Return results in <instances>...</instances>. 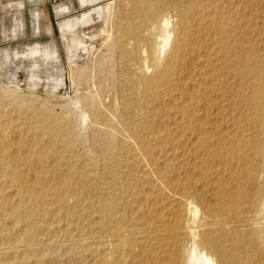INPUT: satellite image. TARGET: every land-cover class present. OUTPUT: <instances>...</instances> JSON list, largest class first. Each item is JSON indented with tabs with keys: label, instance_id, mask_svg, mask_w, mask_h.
Here are the masks:
<instances>
[{
	"label": "rangeland",
	"instance_id": "rangeland-1",
	"mask_svg": "<svg viewBox=\"0 0 264 264\" xmlns=\"http://www.w3.org/2000/svg\"><path fill=\"white\" fill-rule=\"evenodd\" d=\"M39 2L1 0L0 167L6 153L23 157L24 165L13 164L17 170L34 167L44 179L59 180L73 190L76 213L72 216L63 207L53 214L48 210L57 204L38 202V226H34L27 214L4 218L0 210V220L8 228L0 232V245L9 247L2 259L92 264L87 250L76 255L70 239L79 240L75 247L86 248L93 222L107 203L119 206L109 211L111 218L119 215L125 223H141L143 215L152 211V202L145 197L168 190L166 179L158 177L161 173L175 176L178 171L185 182L186 173L198 162L193 153L200 149L186 144L190 133L179 110L200 82L203 91L217 96L212 85L214 67L225 74L219 82L227 85L236 79L228 63L231 57L220 49L221 34L197 26L198 19L210 21L211 9L204 11L210 0H200L204 8L196 11L197 20L189 24L182 23L181 10L191 7L193 0H104L110 7L102 17L65 32L60 26L64 17L57 15L56 8L66 2L74 7L70 16H78L92 6H82L80 0ZM233 2L237 7L230 12L228 26L236 18L242 30L234 33L231 44L238 48L242 41H250L264 59V0ZM148 5H158L161 11L144 30L149 36L144 43L134 30L144 24L139 16ZM225 6L229 11L228 2ZM35 9L41 15L39 34L34 32ZM21 10L26 17L25 34L16 22ZM166 19L172 37L163 50L160 41L167 33ZM223 20H229L227 15ZM37 42L50 44L57 56L30 51L29 46ZM176 43L181 48L172 63L174 80L149 92L145 81L165 72ZM222 98L228 105V97ZM145 173L150 179L143 178ZM200 195L209 204L216 203L211 192L200 191ZM50 198L54 201V194ZM50 238L57 242L55 248L44 245Z\"/></svg>",
	"mask_w": 264,
	"mask_h": 264
},
{
	"label": "bare ground",
	"instance_id": "bare-ground-1",
	"mask_svg": "<svg viewBox=\"0 0 264 264\" xmlns=\"http://www.w3.org/2000/svg\"><path fill=\"white\" fill-rule=\"evenodd\" d=\"M193 1L191 7L181 10L183 24L197 20L196 11L204 8L200 0ZM226 2L230 5L227 12ZM80 3L92 8L78 16H70L74 7L66 2L56 8L57 15L64 17L60 21L64 32L93 23L110 7L104 0H80ZM236 7L233 0H210L204 8L206 12L211 9L210 21L198 19L199 29L221 34L220 49L231 57L228 63L236 81L227 85L219 82L225 74L214 67L212 85L219 95L212 98L203 91L200 82L179 110L186 118L184 124L190 133L186 136V144L200 149L193 153L198 162L186 173V181L179 178L178 171L173 173L175 176L161 173L158 177L166 179L168 190L160 191L150 199L145 197L148 203L152 202V211L144 214L146 217L138 224L125 223L119 215L111 218L109 211L119 206L117 203L105 204L100 217L93 222L86 248L75 247L79 240L70 239L69 244L77 256L87 250L92 264H264V59L256 54L246 37L238 48L231 44L234 33L242 30L236 18L228 26L232 19L230 12ZM160 11L158 5L143 9L139 17L144 18V24L134 30L139 40L147 41L149 36L144 30L150 28ZM32 14L34 32L39 34L40 11L35 9ZM226 15L229 20H223ZM215 16L221 20L217 21ZM16 22L25 34L27 24L23 10ZM164 24L167 33L160 41L163 50L172 37L168 31L170 21L166 19ZM33 45L29 46L32 52L57 56L50 44L37 42ZM180 48L176 43V53L167 62L162 75L145 81L149 92L154 93L161 83H172V63L180 56ZM198 74L203 73L199 71ZM224 95L229 99L228 105L223 104ZM227 116L230 119L224 121ZM5 159L0 167V210L4 218L27 214L31 217L30 224L38 226L35 207L38 202L57 204V208L48 210L53 214L63 207H67L72 216L76 213L75 193L71 188L59 180L44 179L34 167L17 170L13 164L24 165L26 160L14 153H6ZM143 178L150 179L149 173ZM200 191L211 192L216 203L211 205L203 200ZM53 194L54 201H50ZM244 228L246 233L240 234V229ZM7 230L0 220V232ZM44 245L48 249L55 248L57 242L50 238ZM8 250L9 247L0 245V264H28L31 261L29 257L2 259Z\"/></svg>",
	"mask_w": 264,
	"mask_h": 264
},
{
	"label": "crops",
	"instance_id": "crops-1",
	"mask_svg": "<svg viewBox=\"0 0 264 264\" xmlns=\"http://www.w3.org/2000/svg\"><path fill=\"white\" fill-rule=\"evenodd\" d=\"M56 1H59V0H41V2H39V3H42L44 5H48V4H52Z\"/></svg>",
	"mask_w": 264,
	"mask_h": 264
}]
</instances>
